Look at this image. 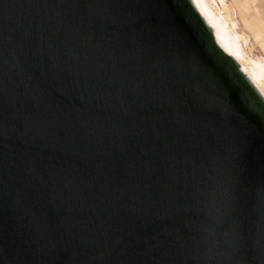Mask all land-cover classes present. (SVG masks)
<instances>
[{"label": "water", "instance_id": "obj_1", "mask_svg": "<svg viewBox=\"0 0 264 264\" xmlns=\"http://www.w3.org/2000/svg\"><path fill=\"white\" fill-rule=\"evenodd\" d=\"M4 3L0 264H264V102L188 0Z\"/></svg>", "mask_w": 264, "mask_h": 264}, {"label": "bare ground", "instance_id": "obj_2", "mask_svg": "<svg viewBox=\"0 0 264 264\" xmlns=\"http://www.w3.org/2000/svg\"><path fill=\"white\" fill-rule=\"evenodd\" d=\"M233 4L238 6L237 8L233 5L238 9L237 12L239 11L241 15L239 17H241L245 28L250 30L251 36L264 49V24L258 18L256 12H252L253 8L249 7L248 2H244V0H235ZM220 5L221 7L219 8L211 2L206 3L208 20L206 21L203 17H200L212 34L216 44L233 58L240 72L241 68L244 69L241 73L260 96V90L264 89V61L261 57L257 58L245 54L242 47V42H246L245 36L238 31H234L236 23L231 16L232 13L229 6L225 2ZM244 12L245 14H243ZM246 12L247 14L248 12L252 13L246 16ZM218 40L219 43L217 42ZM260 98L264 102V98L261 96Z\"/></svg>", "mask_w": 264, "mask_h": 264}, {"label": "rangeland", "instance_id": "obj_3", "mask_svg": "<svg viewBox=\"0 0 264 264\" xmlns=\"http://www.w3.org/2000/svg\"><path fill=\"white\" fill-rule=\"evenodd\" d=\"M224 2L231 9V13H232L231 16L236 23L234 31H238L239 33L245 36L246 42L245 43L242 42V47H243L245 54L247 56H252V57H257V58L261 57V59L264 61V49L260 47V44H258V42L254 40V38L251 36L250 30L245 28L244 24L242 23L241 17H239L241 15L239 11L237 12L238 9L235 8V7L238 8V6L237 5L235 6L233 4L235 3V0H224ZM220 4L221 3H213V5H215L216 7L218 6L219 8L221 7ZM248 5H250L249 7L253 8L252 12H256L258 18L264 24V3H262L261 0H254V2H250V3L248 2ZM252 12H248V14L246 12V16L247 15L249 16ZM243 14H245V12Z\"/></svg>", "mask_w": 264, "mask_h": 264}, {"label": "snow or ice", "instance_id": "obj_4", "mask_svg": "<svg viewBox=\"0 0 264 264\" xmlns=\"http://www.w3.org/2000/svg\"><path fill=\"white\" fill-rule=\"evenodd\" d=\"M211 2V3H223L224 0H188V3L191 5V7L193 9H195V11L197 13H199V15L201 17H203L206 21L208 20V16H207V9L205 7L206 3ZM244 2H254V0H244ZM262 3H264V0H261ZM7 3L4 4H0V15H2V10L7 6ZM219 43V40L217 41ZM244 69L241 68V72H243ZM3 95V90L0 89V96ZM260 96L262 98H264V89L260 90ZM127 174L130 177H135L136 175V169L132 166L129 165L127 168ZM3 190V184H0V192H2ZM125 191H127V189H125ZM143 191L145 193L150 194L152 191V188L150 185H144L143 187ZM256 205L257 207L264 212V184H262L261 186V190L257 195V199H256ZM262 228H264V225H262Z\"/></svg>", "mask_w": 264, "mask_h": 264}]
</instances>
